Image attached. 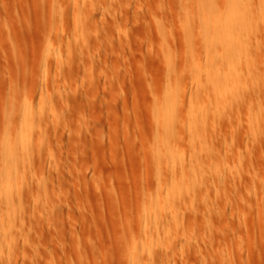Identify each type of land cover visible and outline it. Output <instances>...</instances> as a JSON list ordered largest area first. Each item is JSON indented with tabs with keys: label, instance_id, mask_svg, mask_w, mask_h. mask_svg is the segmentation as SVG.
I'll return each instance as SVG.
<instances>
[{
	"label": "rangeland",
	"instance_id": "1",
	"mask_svg": "<svg viewBox=\"0 0 264 264\" xmlns=\"http://www.w3.org/2000/svg\"><path fill=\"white\" fill-rule=\"evenodd\" d=\"M200 3L0 0V264H264V0Z\"/></svg>",
	"mask_w": 264,
	"mask_h": 264
},
{
	"label": "bare ground",
	"instance_id": "2",
	"mask_svg": "<svg viewBox=\"0 0 264 264\" xmlns=\"http://www.w3.org/2000/svg\"><path fill=\"white\" fill-rule=\"evenodd\" d=\"M197 2H199V4H201V3H200L201 0H197ZM199 4H198V5H199ZM198 5H197V6H198ZM199 7H200V6H199ZM200 11H201V10H200ZM199 13H200V12H199ZM188 14L191 15L192 13H187L186 15H188ZM200 14H201V13H200ZM224 14H225V13H224ZM190 15L187 16V21H188L189 25H190V23L193 24L192 21H193V18H194V17L191 18ZM193 15H194V14H192V16H193ZM197 16H198V15H197ZM220 16H221V15H220ZM220 16H219V17H220ZM189 17H190L191 19H190ZM198 17H200V16H198ZM223 17H225V16L223 15ZM226 18H227V17H226ZM188 19H189V20H188ZM194 19H195V18H194ZM199 19H201V17H200ZM191 20H192V21H191ZM222 20H224V19L222 18ZM190 21H191V22H190ZM199 21H200V20H199ZM218 21H219V20H218ZM219 22H220V21H219ZM191 27H192V26H191ZM200 27H201V26H200ZM188 29H189V28H188ZM188 31H189V30H188ZM190 33H192V31H191ZM190 33H188V34H190ZM190 35H191V34H190ZM28 106H29V105H28ZM25 107H27V106H25ZM25 107H23V110H22V111H24V112L28 111V112H26L27 114L23 112V114H25V115L30 114V113H29V112H30V111H29L30 108L28 107L27 110L25 111V109H26ZM21 109H22V108H21ZM21 109H20V110H21ZM17 111H18V110H17ZM22 111H21V113H22ZM21 113H20V115H21ZM25 115H24V116H25ZM21 116H22V115H21ZM19 117H20V116H19ZM20 118H22V117H20ZM25 118H26V117H23V118H22L23 120H21V121L24 122L25 120H27L28 116H27L26 119H25ZM24 119H25V120H24ZM25 122H26V121H25ZM25 122L23 123V127L25 126ZM19 150H20V149H19ZM27 150H28V149H27ZM27 150L25 149V151H27ZM25 151H23V153L20 152V153H21V156L18 157V158H23V159H25V156H26V155H25V153H26ZM28 151H29V150H28ZM8 152H9V151H8ZM8 152H6V153H8ZM13 154H14V153H13ZM13 154H12V156L15 155V154H14V155H13ZM17 154H19V153L17 152L15 157L18 156ZM26 154H27V153H26ZM28 154H29V153H28ZM23 155H25V156H23ZM28 156H29V155H28ZM10 157H11V155H10ZM26 157H27V156H26ZM8 158H9V157H8ZM11 158H13V157H11ZM23 159H22V160H23ZM9 160H10V159H9ZM17 160H18V159L16 158V161H17ZM13 161H14V160H13ZM16 161H15V164H16ZM11 162H12V161H11ZM11 162H10V165H11ZM6 163H8V162H6ZM12 165H13V164H12ZM4 167H5V166H4ZM6 167H7V166H6ZM10 167H11V166H10ZM192 167H193V166H192ZM7 168L9 169V167H7ZM182 169H183V167H182ZM8 171H9V170H8ZM11 172H12V170H11ZM14 172H15V170H14ZM6 173H7V172H6ZM6 173H4V174L6 175ZM8 173H10V172H8ZM4 174H3V176H5ZM0 175H1V174H0ZM16 176H17V175H16ZM8 177H9V176H8ZM8 177H7V178H8ZM17 177H18V176H17ZM17 177H15V181H16V178H17ZM1 178H2V177H1ZM5 178H6V176L4 177V179H5ZM10 178H11V177H10ZM5 181H6V180H5ZM9 181H10V179H9ZM1 182H2V181H1ZM3 182H4V180H3ZM7 182H8V181H7ZM9 185H10V183L8 184V187H9ZM1 190L3 191L2 188H1ZM6 199H7V198H6ZM150 213H152V212H150ZM150 213H149V214H150ZM148 216H150V215H148ZM153 216H154V215H152L151 217L153 218ZM148 218H149V217H148ZM148 218H147V219H148ZM149 219H150V218H149ZM149 221H152V219L149 220ZM153 221L155 222V219H154ZM153 221H152V222H153ZM149 223H150V222H149ZM154 224H155V223H154ZM153 226H154V225H153ZM155 227L157 228V226H155ZM151 229H152V228H151ZM148 251H149V249H148Z\"/></svg>",
	"mask_w": 264,
	"mask_h": 264
}]
</instances>
